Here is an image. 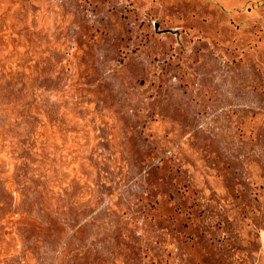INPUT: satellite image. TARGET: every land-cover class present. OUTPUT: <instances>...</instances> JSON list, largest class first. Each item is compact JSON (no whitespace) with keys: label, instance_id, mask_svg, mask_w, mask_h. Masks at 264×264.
Returning a JSON list of instances; mask_svg holds the SVG:
<instances>
[{"label":"rangeland","instance_id":"374dc122","mask_svg":"<svg viewBox=\"0 0 264 264\" xmlns=\"http://www.w3.org/2000/svg\"><path fill=\"white\" fill-rule=\"evenodd\" d=\"M0 264H264V0H0Z\"/></svg>","mask_w":264,"mask_h":264}]
</instances>
